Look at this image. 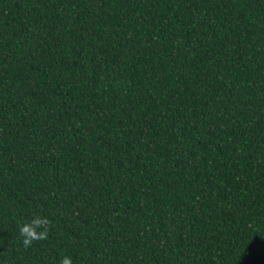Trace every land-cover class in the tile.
<instances>
[{
    "label": "trees",
    "instance_id": "obj_1",
    "mask_svg": "<svg viewBox=\"0 0 264 264\" xmlns=\"http://www.w3.org/2000/svg\"><path fill=\"white\" fill-rule=\"evenodd\" d=\"M63 256L264 264V0H0V264Z\"/></svg>",
    "mask_w": 264,
    "mask_h": 264
},
{
    "label": "clouds",
    "instance_id": "obj_2",
    "mask_svg": "<svg viewBox=\"0 0 264 264\" xmlns=\"http://www.w3.org/2000/svg\"><path fill=\"white\" fill-rule=\"evenodd\" d=\"M52 221L46 216L35 215L25 223L19 224L18 231L22 237V246L30 248L34 242L47 240L51 230ZM59 264H73L70 256H63Z\"/></svg>",
    "mask_w": 264,
    "mask_h": 264
}]
</instances>
